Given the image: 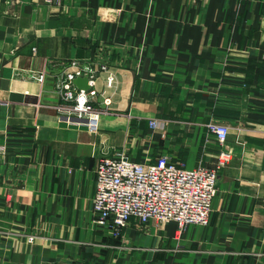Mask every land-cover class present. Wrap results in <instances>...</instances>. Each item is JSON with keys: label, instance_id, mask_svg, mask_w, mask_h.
<instances>
[{"label": "crops", "instance_id": "0c3cea01", "mask_svg": "<svg viewBox=\"0 0 264 264\" xmlns=\"http://www.w3.org/2000/svg\"><path fill=\"white\" fill-rule=\"evenodd\" d=\"M75 59L96 133L55 108ZM211 122L209 225L96 223L102 157L213 168ZM0 264H264V0H0Z\"/></svg>", "mask_w": 264, "mask_h": 264}, {"label": "built area", "instance_id": "2783aa9c", "mask_svg": "<svg viewBox=\"0 0 264 264\" xmlns=\"http://www.w3.org/2000/svg\"><path fill=\"white\" fill-rule=\"evenodd\" d=\"M61 5L62 0H45ZM72 70L64 72L57 83L61 101L55 108L60 118L69 123H83L96 133L100 118L106 110L97 108L89 97V90L97 84L98 70L90 64L75 59ZM106 71V65H101ZM89 76L90 89L78 88L76 77ZM44 80V73L37 76ZM108 85L114 75H108ZM106 105L111 104L109 97ZM155 127L157 121L152 119ZM208 129L215 134L223 148L219 151L213 168L199 166L187 168L172 162L166 155L155 163L129 160L124 157H102L97 167L96 189L93 199L95 221L109 227L116 235L127 226L130 219L148 222H175L179 229L188 225L207 226L211 222L213 201L218 192V178L232 159L233 153L225 147L229 127L225 123L211 122Z\"/></svg>", "mask_w": 264, "mask_h": 264}, {"label": "water", "instance_id": "95a60500", "mask_svg": "<svg viewBox=\"0 0 264 264\" xmlns=\"http://www.w3.org/2000/svg\"><path fill=\"white\" fill-rule=\"evenodd\" d=\"M74 83L76 84V86L78 88L85 89V90H89L90 89L89 76H87V75H84V76H81V77H76L74 79Z\"/></svg>", "mask_w": 264, "mask_h": 264}]
</instances>
